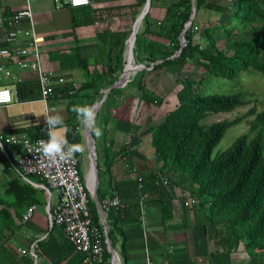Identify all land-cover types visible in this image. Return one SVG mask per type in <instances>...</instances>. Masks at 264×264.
<instances>
[{"label":"crops","instance_id":"0c3cea01","mask_svg":"<svg viewBox=\"0 0 264 264\" xmlns=\"http://www.w3.org/2000/svg\"><path fill=\"white\" fill-rule=\"evenodd\" d=\"M179 1L91 0L90 5L70 7L64 5L63 0H59V2L57 0H29L33 12L34 28L37 35L43 38L41 43L42 67L54 74V80L59 78H64L68 82L75 80L83 86L89 80L96 79L98 83L102 84L100 93H103L105 86L110 85L113 81L116 82L121 77L126 54L131 60L128 44L131 40V47L136 39L132 35L137 22L140 23L137 31L139 39L136 56L141 61L153 63V60H157L161 62L165 58L171 59L175 56L171 53L173 46L171 35L175 36V16H172L171 13L176 11ZM26 7V0H0V20H3L0 22V50L8 47L12 52L10 56L0 54V65L6 66L9 70V74H3L0 77V86L10 87L15 99V103L11 105L0 106V135L31 140L44 137L46 136V131H44L46 122L45 117L40 114L45 112L52 115L58 114L64 119L68 130L67 138L73 137L75 143L85 145L87 147L86 155L89 158L87 129H81L78 121H74L76 115L71 111V108L77 104L88 105L89 100L85 93L92 92L93 89L86 91L82 90L81 87L71 97L55 95L45 104L42 101V89L37 71L22 68L19 65V62L29 61L30 58L14 54L19 48L26 46L28 42L27 37L22 34L23 30L30 27L28 19L23 20L18 27L20 33L18 41L14 43L6 41L8 27L5 19L23 11ZM232 11V4L225 0H206L201 9L196 11L195 24L207 21L225 23L229 20L228 16ZM196 35L194 36L195 41L202 42L199 35ZM180 70V66L174 64L155 73L160 74V81L168 88L166 92L168 91L169 94L173 92L175 85L170 87V79L163 73L178 75ZM142 78L130 83L127 89L120 88V85L114 87L115 90L118 88L119 95L114 96L113 100H109L110 107L106 117H113L115 124L112 129V137L105 139V142L109 143L106 156L108 155L109 158L115 160L111 163V179L108 183L112 184V188L108 187L107 191H111L120 184L130 187L136 180L133 170H127L128 165L120 159L124 142L129 134L134 135L135 130L138 131L140 139L149 136L147 134L142 135L146 129V121L150 116L156 118L154 113L160 107L142 99V91L139 88L141 83H144L143 93L147 92L153 97L165 98L168 93L158 94L149 88V80ZM152 81L154 82L155 78ZM156 86H160V82ZM97 103L93 106H96ZM99 107L95 109L96 112ZM108 133L110 131L106 130L107 135ZM120 133H122L121 136ZM83 134L85 141H83ZM16 147V144H7L9 150H14ZM78 154L82 155V171L85 153ZM137 155L136 150L133 158L135 165ZM107 161L110 164V160ZM4 168L5 165L0 163V209H6L7 213L13 217L16 227L12 230L7 228L3 234V223L0 221V264H34L33 259L28 255H22L20 249L27 248L35 239L39 240L37 242V252L40 258L38 264H53L42 253L39 245L48 237L50 229L48 227L47 207L48 205L53 207L58 202V192L56 190L48 192L26 182L9 165L7 169L12 174L5 172ZM141 169L143 171L138 170L143 174L146 169ZM11 175L19 177L21 181L33 186L43 194L44 202L32 204L36 205L37 208L32 219L27 222H23L22 217L31 205L25 208L26 210L22 209V215L18 216L15 207L6 204V200L9 202L14 200V196L5 191L7 180L11 178ZM32 180L40 182L37 177H32ZM99 182L100 179L97 178L98 188ZM186 184L183 178L177 181L174 190L175 195L169 200L170 209L167 220L163 218V209L157 197L145 193L141 194L139 190L130 194H113L119 195L128 203H139L141 223L136 225V222L126 220L123 225L127 244H130L127 250V264H217L212 261L211 255L224 251V247L212 240L210 235L206 233V214L202 211L194 212L192 204H186L191 199L189 191L186 190L189 189ZM2 189L10 198L1 196ZM54 191L57 192L55 203L52 202ZM113 195L108 194L104 198ZM45 196H49V199L47 200ZM141 197L146 201L144 209L140 203ZM122 209L125 208L119 210ZM2 218H4V214L0 215V219ZM62 232L66 237L63 229ZM106 240L108 242V239ZM121 242L122 239L119 238L117 246L113 247L122 260L120 255ZM137 243L144 244V247L133 245ZM170 249L173 251L170 252ZM230 257L231 264H260L251 259L245 248L231 250ZM64 263L65 261L62 264ZM261 264L264 263L261 262Z\"/></svg>","mask_w":264,"mask_h":264},{"label":"trees","instance_id":"16d2710c","mask_svg":"<svg viewBox=\"0 0 264 264\" xmlns=\"http://www.w3.org/2000/svg\"><path fill=\"white\" fill-rule=\"evenodd\" d=\"M225 1H229L233 7L229 20L222 23L223 25L220 21H207L198 25L194 20L185 33L186 46L182 49L179 38L190 20L192 0H180L176 11H171V15L175 16V36L171 35V53L180 52L161 62L153 60L151 71H160L174 64L179 65L183 71L190 63L198 65L199 71L194 76L185 75L181 70L178 72L177 105L159 117L150 116L146 121V129L142 135L150 136L149 147L144 144L141 148L133 149L131 145L124 144L120 159L128 165L127 170H133L136 150L138 153L151 152L155 156L159 164L143 173V188L140 192L158 198L164 220L169 216V200L175 195L177 181L180 178L185 180L189 188L186 190L195 200L192 203L194 212L202 211L207 216L206 233L224 247V251L211 255L214 263L231 264V250L245 248L251 259L261 264L264 263V111H257L256 107H252L246 114L234 119L210 124L204 123V120L213 113L231 112L250 101L245 99L242 92L207 93L209 82L220 78L237 80L241 73L247 70L264 74V0ZM195 2L198 12L206 0ZM234 21L237 24H234ZM137 31L136 29L135 37ZM219 32L223 33L222 38L216 36ZM196 34L202 42L195 41ZM138 39L137 35L136 48ZM142 77L143 72L139 78L143 79ZM89 81L84 83L81 89H93L92 92L85 93L89 100L88 105L93 106L101 94L102 84L96 79ZM139 88L143 100L156 106L163 104V98L143 93L144 83H141ZM114 90L113 88L110 91L102 108L109 103V97ZM100 110L101 108H98L96 121ZM252 114H255V118L249 121L248 133L238 136L229 147L213 155L227 130ZM91 134L95 139L92 130ZM70 139L75 143L73 137ZM108 159V167L111 168L115 159L109 156ZM0 163L5 165V172L12 174L1 154ZM164 175H170L169 184L166 186L161 179ZM7 181L5 191L13 195L14 200H6V204L14 206L18 216L22 215V209L44 202L43 194L21 181L19 177L11 175ZM109 187L112 188L111 183ZM99 188V199L108 194H130L138 191L136 180L130 187L120 184L111 191H102ZM91 208L94 222L99 223V214L93 201ZM3 214L4 218L0 221L3 223L4 234L7 228L12 230L16 226L13 217L5 208L0 209V215ZM106 218L113 246L116 247L119 238L122 239L120 255L122 264H127V250L130 244H127L123 225L126 220H132L136 225L141 223L139 203H128L122 210L113 209L107 213ZM133 245L144 247L142 243ZM39 246L53 264H62L64 261V264H80L84 259V254L76 251L59 226L52 227L47 239ZM110 257L107 251L102 264H111Z\"/></svg>","mask_w":264,"mask_h":264},{"label":"built area","instance_id":"2783aa9c","mask_svg":"<svg viewBox=\"0 0 264 264\" xmlns=\"http://www.w3.org/2000/svg\"><path fill=\"white\" fill-rule=\"evenodd\" d=\"M27 1V7L23 11L13 14L10 18L5 19L7 22L8 32L6 41L14 43L19 40L20 33L19 25L23 20L28 19L30 27L22 31L28 39L26 46L19 48L14 52L17 56H25L30 58L29 61L24 60L19 62L20 67L34 69L38 73L42 89V101L47 104L49 99L55 95L59 96H74L81 88V84L77 81H66L64 78L54 80V74L51 71H46L41 64V43L43 38L37 35L34 28L33 12ZM59 2V0H57ZM64 5L70 7H82L91 4V0H63ZM3 20H0L2 22ZM135 30V28H134ZM135 32V31H134ZM180 43L186 46L185 36H181ZM180 51H177V55ZM0 54L10 56L12 52L8 47L0 50ZM126 64V60L124 66ZM141 69L151 70L154 63L139 64ZM137 65V66H139ZM138 72V69L136 73ZM3 74H9V70L4 65H0V77ZM121 79V77L119 78ZM118 79V80H119ZM120 85V81H119ZM98 102V101H97ZM15 103L14 93L8 86H0V106H8ZM91 129V128H90ZM88 148H89V169L83 177L81 172L82 155L76 154L74 159L68 161L51 162L40 158L35 153L38 145L36 142L40 139H48L47 133L44 137H39L34 140L28 138H16L10 135H0V154L7 162L9 167L17 172V174L26 182L43 188L48 192L56 190L58 192V202L52 207L48 205V227L51 229L54 226L62 227L67 239L75 246L76 251L84 254V259L81 264H102L105 260L106 252L111 255V264H122L117 252H112L107 244L106 232L109 226L106 215L113 209L126 208L128 202L124 201L119 195L109 196L99 199L97 190L98 183L96 178L97 171V156L95 152L94 140L91 139L89 132ZM69 143L72 140L68 138ZM7 144H16V149L9 150ZM125 144L130 145L129 141ZM92 146L94 148H92ZM124 160L126 157H123ZM134 176L137 181L138 190L143 188V174L134 167ZM32 177L39 178L40 182H35ZM169 184V179L165 180V185ZM95 203L99 214V223L94 222L91 202ZM194 199H190L189 203H194ZM142 209L146 207V201L143 197L140 198ZM37 206L31 205L23 214V222L32 219ZM44 238V236H43ZM33 240L27 248L20 249L22 255L30 256L34 264H38L39 255L37 252V242ZM107 242V243H106ZM173 249H170L172 252Z\"/></svg>","mask_w":264,"mask_h":264},{"label":"rangeland","instance_id":"374dc122","mask_svg":"<svg viewBox=\"0 0 264 264\" xmlns=\"http://www.w3.org/2000/svg\"><path fill=\"white\" fill-rule=\"evenodd\" d=\"M228 17H230V16H228ZM197 20H198V18H197ZM193 22H194V20H193ZM220 23L222 24L223 22L220 21ZM201 24H202V22H201ZM234 24H237V22L234 21ZM198 25H200V23H198ZM136 29L138 30V25H137ZM137 35H138V33H137ZM222 35H223V33H220V32L218 34H216V36L220 37V38H222ZM196 36H198V35H196ZM134 58H135L137 65L146 64V63H148V65H149V62H151V61H146V62L141 61L136 56V41H135V48H134ZM125 60H126V58H125ZM124 63H125V61H124ZM123 69H124V65L122 67L121 73L123 72ZM198 71H199L198 65H196L195 63H190L184 67L182 72L185 75L194 76L198 73ZM141 72H143L145 80H149V82H148L149 88L153 89L158 94H164V93L168 92V91L166 92V89H168V88L163 83H161V81H160V79H161L160 74H155V73H157V71H151L148 69L138 70L137 73L135 72L131 76L130 80L126 84L120 85L119 87L120 88L122 87L123 89H127L130 83L135 82L136 79L137 80L139 79ZM163 74L166 75L170 79L169 80L171 83L170 87H173L175 85L173 87L175 90L173 89L172 93L169 94V92H168L165 95L166 97L163 98V100H164L163 104L159 108H157L156 112L154 113L155 117H159L163 113L167 112L168 110L175 108V106L177 105V102H178L177 97H176V85H177L176 84V77H177V74L169 75L166 72ZM151 75H153V76H151ZM153 78H155L154 82L152 81ZM159 82H160V86H156L157 84H159ZM207 86H208L206 88L207 93L242 92V93H244L245 99L247 101L248 100H250V101L246 105L240 106L231 112H221V113H217V114L216 113L211 114L209 117H207L204 120V123H206V124H210L212 122L221 121V120H225V119H234L237 116H242V115L246 114L249 111V109H251L252 107H256L257 111H264V74H262L260 72L247 70L245 72H242L240 77L237 80H228V79H222V78L214 79L213 82H209ZM109 87H110V85H107L104 87V92L102 91L103 93H101L99 95L98 100H97L98 102L102 99V97L107 92ZM117 89L114 92H112V94L109 97V100H113L114 96L119 95V92H117ZM106 100H107V98H106ZM102 106L100 107L101 110L99 111V114L97 116V121H96V125L98 127L102 128V130H103L102 137H100L99 139L95 138V152L97 153L96 154L97 155L96 163H97V165H99V169H98V171H96V178L100 179V182H99L100 188L99 189H101L102 191H107V189L109 187L108 183H109V179L111 177L112 171H111V168L108 167V165H109V163L107 161L108 155L106 156V153H108L107 148L109 146V143L105 142V139H107V138L110 139L112 137V131H113L112 129H113V126L115 124V121H114L115 119L113 117H109V118L106 117L108 109L110 107V103L107 102V104H106L107 108L106 107L102 108ZM96 114H97V112H96ZM254 118H255V114H252L250 116H247L241 123L229 128L227 130L225 136L223 137V139L220 141V143L214 149L213 155H216L218 152L229 147L238 136L245 134V133H248V131L250 129L249 121L253 120ZM74 119H75L74 121L76 122L77 121L76 117ZM106 130H108V132L110 131V133H108V135L106 134ZM121 134L122 133H120V136H121ZM149 137L150 136H147V137L140 139L138 137V131L135 130L134 135L129 134V136L126 138L125 142L129 141V143L133 149H135V147H137L139 145L140 146L138 148H141L144 144L149 147ZM83 141H85L84 134H83ZM86 148L87 147L85 146L84 166L82 167V171H81L83 177L85 176V173L89 169V161H90V158H88V156L86 155V153H87ZM158 164H159L158 161L156 162V158L154 155L151 154V152L148 153L146 151H143V152L138 153L137 163H136L135 167L137 169L143 171V169H141V168H144L146 170L154 169V168H156V166ZM169 178H170V175L161 176V179H162V182L164 185H165V180L169 179ZM1 192H2L1 196H3L4 198H7V199L10 198V196L8 194H6L4 192V190ZM45 198L48 200L49 196H47V197L45 196ZM56 201H57V192L54 191L52 202L55 203ZM192 206L194 207V205H192Z\"/></svg>","mask_w":264,"mask_h":264},{"label":"clouds","instance_id":"9594fccd","mask_svg":"<svg viewBox=\"0 0 264 264\" xmlns=\"http://www.w3.org/2000/svg\"><path fill=\"white\" fill-rule=\"evenodd\" d=\"M137 35V34H136ZM135 48V47H134ZM71 111L75 113L81 129L91 128L96 138L103 135L102 128L96 125V110L92 105H73ZM45 117L48 139H40L36 142L38 147L35 153L40 158L51 162L68 161L74 159L77 153H83L85 146L80 143H69L67 138V127L60 115H52L47 112L41 113ZM39 115V116H40ZM2 147V145H0Z\"/></svg>","mask_w":264,"mask_h":264},{"label":"bare ground","instance_id":"6f19581e","mask_svg":"<svg viewBox=\"0 0 264 264\" xmlns=\"http://www.w3.org/2000/svg\"><path fill=\"white\" fill-rule=\"evenodd\" d=\"M139 23L140 22H137L135 27H137V25ZM135 30H136V28H135ZM135 33L136 32H134L132 35V37H134V38H135ZM130 42H131V40H130ZM130 42L128 44V49L130 48L131 60H130L128 54H126V64L124 66L123 74H122L121 79H120V85L126 84L130 80L131 76L137 71V69L140 70L142 68V65L137 66V63H136L135 58H134V47H135V45L133 43V45L130 47ZM127 53H128V51H127ZM94 107L96 109L97 107H99V104L97 103V105ZM116 264H118V263L116 262Z\"/></svg>","mask_w":264,"mask_h":264},{"label":"water","instance_id":"95a60500","mask_svg":"<svg viewBox=\"0 0 264 264\" xmlns=\"http://www.w3.org/2000/svg\"><path fill=\"white\" fill-rule=\"evenodd\" d=\"M192 3H193V7H192V14H191V17H190V20H189V22H188V25L186 26V28L184 29V31L182 32V35L183 36H185V33H186V31L189 29V27L192 25V23H193V20H194V18H195V16H196V2H195V0H192ZM133 33H134V31H133ZM136 39H137V35H136ZM184 46L181 44V49L183 48ZM119 81H120V79L119 80H117L112 86H110L109 87V89L107 90V92L104 94V96L102 97V99L98 102V104H99V106L101 107L102 105H103V103L105 102V100H106V98H107V96H108V93L114 88V87H118L119 86ZM99 107V108H100ZM87 129V132H89V134H90V137H91V139L92 140H94V138H93V136H92V134H91V129L90 128H86ZM108 229H107V232H106V239H108V245H109V248H110V250L112 251V252H114L115 251V249H114V247H113V244H112V242H111V240H110V236H109V226L107 227Z\"/></svg>","mask_w":264,"mask_h":264}]
</instances>
